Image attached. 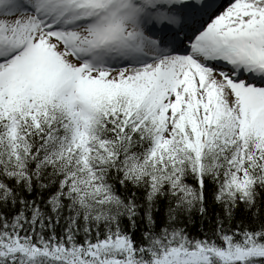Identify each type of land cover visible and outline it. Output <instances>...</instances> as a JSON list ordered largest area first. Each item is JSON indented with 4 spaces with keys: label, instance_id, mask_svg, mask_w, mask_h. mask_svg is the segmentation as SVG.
<instances>
[{
    "label": "snow or ice",
    "instance_id": "1",
    "mask_svg": "<svg viewBox=\"0 0 264 264\" xmlns=\"http://www.w3.org/2000/svg\"><path fill=\"white\" fill-rule=\"evenodd\" d=\"M0 264H264V0H0Z\"/></svg>",
    "mask_w": 264,
    "mask_h": 264
}]
</instances>
